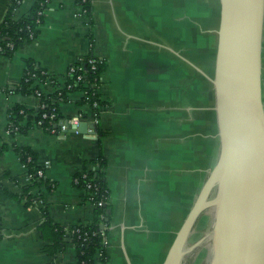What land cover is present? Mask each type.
Returning a JSON list of instances; mask_svg holds the SVG:
<instances>
[{"label": "crops", "instance_id": "1", "mask_svg": "<svg viewBox=\"0 0 264 264\" xmlns=\"http://www.w3.org/2000/svg\"><path fill=\"white\" fill-rule=\"evenodd\" d=\"M89 1L87 15L78 0H51L37 36L11 56L0 54V264L49 261L41 251L38 206L65 227L93 218L73 177L97 169L99 155L108 194L107 264H162L217 158L211 78L219 0ZM34 2L21 0L13 17L26 16ZM11 3L0 0V23ZM89 54L105 63L99 95L106 108L95 123L92 107L73 90L58 111L60 120L95 124L96 133L48 132L34 123L25 132H6L10 108L38 103L34 94L14 91L28 60L63 83L69 65ZM39 88L54 91L48 83ZM262 97L264 103V23ZM17 147L29 149L43 172L45 182L30 189L38 204L20 197L27 179ZM67 238L55 264L78 262Z\"/></svg>", "mask_w": 264, "mask_h": 264}, {"label": "water", "instance_id": "2", "mask_svg": "<svg viewBox=\"0 0 264 264\" xmlns=\"http://www.w3.org/2000/svg\"><path fill=\"white\" fill-rule=\"evenodd\" d=\"M214 73L219 150L162 264L184 258L210 240L208 264H264V0H219ZM67 124L66 132L96 133L95 124ZM212 208L211 229L189 244Z\"/></svg>", "mask_w": 264, "mask_h": 264}, {"label": "trees", "instance_id": "3", "mask_svg": "<svg viewBox=\"0 0 264 264\" xmlns=\"http://www.w3.org/2000/svg\"><path fill=\"white\" fill-rule=\"evenodd\" d=\"M20 1L21 0H12L8 12L0 23L1 55L11 56L20 43L30 41L37 36L39 25L42 24L44 19V11L51 0H35L26 16L23 15L14 18V11L19 6ZM78 3L82 4L86 14L89 15L91 10L90 1L78 0ZM90 57H93V55L89 54L85 57L78 58L75 62L70 64L75 68V71L70 76L66 75L63 83L57 80L53 74H50L36 63L28 60L22 79L14 91L22 92L24 94L32 93L35 95V90H37L40 92L38 102H43L45 107L44 109H41L36 105L34 109H27L17 105L10 108L7 111L8 119L13 126L17 127V130H11V132H25L38 120L41 121L40 128L45 131H61L57 125V122L61 117L58 111V105L60 101L67 98V93L73 90L83 93L82 100L92 107L94 115H97L98 118L99 110L97 107L93 106L92 102L98 100V102L103 104L99 99L97 89L101 84L100 74L105 69V63L95 61V66L92 68L91 63L89 62ZM79 75L80 79L76 80V76ZM40 81H48L49 84L54 87V91L51 93L43 92L39 88ZM62 84L65 86L70 84L71 88L67 91L64 87L62 93L58 95L59 88L57 87ZM84 92L89 96V100L85 99L86 94H84ZM54 106L56 108L54 120L41 117L43 112H50ZM22 121H25V123L22 124ZM97 134L100 139L102 131L99 128L97 129ZM16 150L19 154L22 165L26 169L27 179V183L21 187L22 194L20 197L25 200L26 204H38V201L36 200L37 197L30 192V189L45 182L43 172L40 166L36 164L35 155L29 151V149L17 147ZM94 164H96V161H94ZM97 165L98 168L95 170L84 168L74 175V177L78 178V182L76 183L78 187H84L87 182L94 185L91 189L93 192V200H98L102 194L107 192L104 174L103 171H101L102 168H104V160L100 155L97 160ZM39 171L42 173L39 174ZM84 173L86 174L85 177H83ZM38 207L42 214V222L39 225L40 236L43 240L41 251L46 256L50 257L47 264H55L54 260L56 255L65 247L68 240L67 237L70 238L69 240L76 248L77 264H99L97 263V260L100 264H107V251H103L101 256L96 257V252L99 250L101 243V225L103 224L105 227L103 231H108L109 213L107 204H104L103 206L94 205L93 218L88 223L70 227L54 223L47 214L46 209L43 206Z\"/></svg>", "mask_w": 264, "mask_h": 264}, {"label": "built area", "instance_id": "4", "mask_svg": "<svg viewBox=\"0 0 264 264\" xmlns=\"http://www.w3.org/2000/svg\"><path fill=\"white\" fill-rule=\"evenodd\" d=\"M84 1V0H83ZM84 11V10H83ZM95 61H100V62H104V60L102 59V58H98V57H95V56H93V57H90L89 58V62L91 63V67L92 68H94V66H95ZM75 71V68L72 66V65H70L69 67H68V70H67V73H66V75L67 76H70V75H72V73ZM80 79V75L79 76H76V80H79ZM49 84V82L48 81H40L39 82V85L40 84ZM100 83H101V74H100ZM101 85V84H100ZM65 87V89L68 91L70 88H71V85L70 84H68V85H64V84H62L61 86H59V87H57V88H59V91H58V95H60L61 93H62V91H63V88ZM99 88H100V86H98V89H97V91H98V93H99ZM56 89V88H55ZM97 93V92H96ZM83 94V93H82ZM84 94H86V92H84ZM35 96L37 97V99L39 100V98H40V92H38L37 90H35ZM98 96H99V99H100V101H102L101 100V98H100V95L98 94ZM85 99L86 100H89V96L86 94V96H85ZM102 103L103 104H101L100 102H98V100H96V101H93L92 102V104H93V106L94 107H97L98 108V114H100V112H102L105 108H106V104H105V102H103L102 101ZM37 106H39V108H41V109H44V107H45V104L43 103V102H38L37 103ZM55 110H56V108H55V106L52 108V110L50 111V112H48V113H46V112H43L42 114H41V117L42 118H48V119H50V120H54L55 119ZM96 116V117H95ZM93 121L96 123L97 121H98V118H97V115H94V119H93ZM80 122V118H74V119H71V120H67V123L68 124H77V123H79ZM35 126H37V127H40V124H41V121L40 120H38V121H36L35 123ZM59 128H60V130L61 131H64V132H66V130H67V124H62V125H60V126H58ZM11 130H17V127L16 126H13L11 123H10V121L8 122V125H7V127H6V132L7 133H10L11 132ZM51 132H55V131H51ZM42 172L41 171H39V174H41ZM86 176V174L84 173L83 174V177H85ZM73 182H74V184H76L77 182H78V178L77 177H73ZM94 185L92 184V183H90V182H87L86 184H85V186L84 187H81L84 191H85V199L87 200V201H89L93 206L94 205H96V206H103L104 204H106V202H107V198H108V194H107V192H105L104 194H102L101 195V197L98 199V200H93V192H92V187H93ZM103 229H105V227H104V225L102 224L101 225V243H100V247H99V250L96 252V257H99V256H101L102 255V253H103V251H107V249H108V247H109V243H110V241H109V233H108V231H103ZM107 229V228H106ZM97 263H99L100 264V262L97 260Z\"/></svg>", "mask_w": 264, "mask_h": 264}, {"label": "rangeland", "instance_id": "5", "mask_svg": "<svg viewBox=\"0 0 264 264\" xmlns=\"http://www.w3.org/2000/svg\"><path fill=\"white\" fill-rule=\"evenodd\" d=\"M206 217L205 214L201 216L199 221L196 224L195 230L193 234L190 237L189 244H192L197 240L198 237L201 236V229L204 227ZM189 256V257H187ZM208 258L207 257V248L200 245L199 248H196L188 253V255L184 258V264H208Z\"/></svg>", "mask_w": 264, "mask_h": 264}, {"label": "flooded vegetation", "instance_id": "6", "mask_svg": "<svg viewBox=\"0 0 264 264\" xmlns=\"http://www.w3.org/2000/svg\"><path fill=\"white\" fill-rule=\"evenodd\" d=\"M205 217H206V222H205V224H204V227L201 229V236H204L205 234H207L208 232H209V230L211 229V224H212V220H213V215H212V208H209V209H207L206 211H205ZM203 214V215H204ZM202 215V216H203ZM200 236V237H201ZM199 238V237H198ZM197 238V239H198ZM210 240L208 239V240H205V241H203L200 245H202V246H204V247H206L207 248V257H209V254H210V248H211V246H210ZM200 245L198 246V247H196V248H199L200 247ZM195 248V249H196ZM187 257H189V256H187Z\"/></svg>", "mask_w": 264, "mask_h": 264}]
</instances>
